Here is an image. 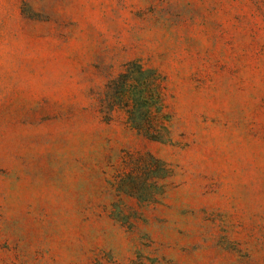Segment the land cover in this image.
<instances>
[{"label":"rangeland","instance_id":"obj_1","mask_svg":"<svg viewBox=\"0 0 264 264\" xmlns=\"http://www.w3.org/2000/svg\"><path fill=\"white\" fill-rule=\"evenodd\" d=\"M0 264H264V0H0Z\"/></svg>","mask_w":264,"mask_h":264},{"label":"trees","instance_id":"obj_2","mask_svg":"<svg viewBox=\"0 0 264 264\" xmlns=\"http://www.w3.org/2000/svg\"><path fill=\"white\" fill-rule=\"evenodd\" d=\"M122 77V84L121 88V96L122 101L127 107V121L129 125L136 129L138 132L148 136L151 139H159V137L155 136L154 133L155 130L151 127V118L152 113L154 112L152 109V106L154 105L155 101L152 100V96H150V102L147 101V98L145 96H142L139 92L138 95L132 90V85L127 84L128 77L120 76ZM146 79V78H145ZM157 75L155 73H151L147 76V82H157ZM113 84V82H112ZM155 92L157 95H160L159 88L155 89ZM145 93V92H144ZM143 94V92H142ZM150 92H146V95H150ZM132 95V98H131ZM144 95V94H143ZM153 101V102H152ZM130 103V104H128ZM145 107V108H144ZM140 108V109H139ZM151 159L153 161L158 162V160L151 156Z\"/></svg>","mask_w":264,"mask_h":264}]
</instances>
